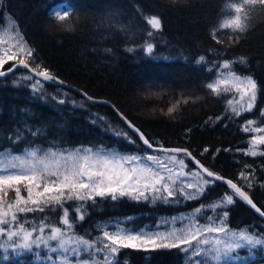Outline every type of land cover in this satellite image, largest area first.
<instances>
[{
    "label": "trees",
    "instance_id": "1",
    "mask_svg": "<svg viewBox=\"0 0 264 264\" xmlns=\"http://www.w3.org/2000/svg\"><path fill=\"white\" fill-rule=\"evenodd\" d=\"M231 3H242V0H0V26L10 20L20 39L34 49V59H29L32 67L41 63L65 84L115 105L156 147L188 148L203 165L226 179L244 184L238 179L244 163L251 164L256 177L264 180L261 168L264 157L244 156L236 151L247 148L251 133L243 132L242 128L249 119L264 126V115H261L264 110V7L245 6L247 27L241 33L220 27L221 21L234 13L229 7ZM61 4L71 11L64 22L48 15L53 7ZM152 15L161 19V30H153L147 24ZM57 24L62 25L59 30L53 27ZM148 31L155 35L148 37ZM148 43L154 45L152 58L143 51ZM128 48L133 51H127ZM200 55L205 60L197 65ZM241 58H245V63H240ZM225 61L232 65L229 70L242 76L252 75L258 83L254 109L239 117L227 107L231 92L212 93L207 88ZM12 63L6 62L3 70ZM19 70L28 73L19 67L0 77V149L7 150L8 134L16 127L23 128L26 122L33 130L46 128L37 137L25 133L19 143L11 146L14 153L25 146L41 150L74 147L96 150L103 145L109 149L118 146L125 154L152 151L127 129L109 106L86 101L73 90L44 82L47 102L34 100L31 95L34 81L16 79ZM60 99L66 103L59 105ZM81 102L86 104L85 108L78 106ZM169 107H174L172 113H168ZM22 108L30 109L31 116L22 113ZM100 116L113 128L127 130L137 143L128 144L102 131L107 127L104 121L97 119L95 125L91 122ZM205 148L208 152L201 155ZM186 162L189 168L195 169L191 160ZM226 191H230L226 184L216 182L202 199L172 205L138 203L128 198L116 202L97 198L95 207L86 202L83 221L78 218L80 213L71 208L70 201L65 206L70 210L69 219L76 232L90 238L97 232L95 225L101 220L131 217L126 224L137 228L153 224L162 215L172 216L201 207ZM251 195L258 205H264V189L257 186ZM74 203L77 206L80 202ZM52 207L57 210L28 214L38 220L55 221L63 206ZM18 215L20 219L24 214ZM227 224L248 227L264 236V221L239 201L230 206ZM146 256L150 259H145ZM8 257L0 259V264H40L35 262L32 252L15 256L9 251ZM120 259L130 264H184L183 254L177 249L151 253L126 249L120 253Z\"/></svg>",
    "mask_w": 264,
    "mask_h": 264
},
{
    "label": "snow or ice",
    "instance_id": "2",
    "mask_svg": "<svg viewBox=\"0 0 264 264\" xmlns=\"http://www.w3.org/2000/svg\"><path fill=\"white\" fill-rule=\"evenodd\" d=\"M245 6L264 7V0H242V3H231L229 7L234 10L235 15L226 19L221 28L232 29L234 32H244L246 30L244 15ZM111 14V13H110ZM49 17H54L56 21L64 22L70 17L71 11L62 4L53 7ZM147 24L153 30L162 29V21L157 15H152L147 20ZM59 30L62 25H53ZM155 33L148 31L147 36L153 37ZM12 39V37H7ZM213 39H216L215 35ZM6 38L0 36V44L5 43ZM217 43H220L217 40ZM18 52L9 54L8 49L0 50V69L8 60L20 58L17 64L7 69L8 73L13 72L17 67H23L30 73L24 79L31 83V95L34 100L47 102V94L44 90V82H55L63 85L65 81L59 79L48 67L37 63L32 67L29 59H34V49L29 47L22 40L16 44ZM127 51L132 52V48ZM143 51L152 58L154 52L153 43H148ZM167 59V58H165ZM205 60L204 55H200L196 64ZM240 63H245V58H241ZM221 72L224 69H231L232 65L225 61L219 65ZM6 72L0 70V77H5ZM219 85H224V92L235 91L239 94V99L234 101L229 99L228 105L231 107L234 116H241L243 112H251L254 109L258 98V83L252 75L242 76L234 70L223 73L215 83H208L207 88L212 93H218ZM86 101L93 103L101 102L95 100L86 92L82 93ZM56 97L53 96V100ZM109 103L108 101H102ZM65 99L58 101L59 105H64ZM74 106L75 102H73ZM246 105V106H245ZM85 108L86 104L81 102L78 105ZM117 116L130 129L132 133L139 137L147 149L151 152L143 155L134 153H122L118 146L109 149L108 146H100L96 150L92 147H78L74 151H44L41 155L39 147L25 146L19 153H14L12 145L19 143L24 134L28 133L33 137L39 136L46 126L37 127L36 130L26 122L23 128H14L13 133H9L7 139L9 146L7 150L0 149V238L6 236L7 239L0 243V252L4 255L0 259L7 260L8 252L11 250L15 256H20L24 252H33V249H45L46 252L57 254L54 258L47 255V264H130L124 259L121 261L120 253L126 249L151 253L160 249H177L181 254L191 252L192 257L200 258L196 264H232L234 261H255V264H264V237L257 233H251L250 229L241 231H230L226 221L230 218V206H235L237 201L244 203L254 211L258 217L264 221V205H258L251 195V191L257 186L264 189V180L256 177L255 168L248 163L243 164V169L238 173V179L244 184L234 182L233 179H226L222 174L213 171L203 165L188 148H166L163 145L156 147L146 133L136 126L128 117L115 105H112ZM174 107L168 108V113H172ZM22 113L31 116V110L22 108ZM264 115V110L261 111ZM104 121L107 127L101 130L109 135L114 134L116 139H123L126 143L135 145L137 141L127 130L115 129L104 117L100 116L92 119L95 125L96 120ZM221 117H217V120ZM256 122L249 119L243 126L242 131L253 133L248 140L246 150L236 149L244 156L264 157V126H253ZM191 131V129L187 130ZM220 150H217V153ZM230 152L231 149H224ZM208 152L205 148L201 155ZM160 153L166 156V162L161 158ZM3 157H8L5 163ZM215 159V154L213 156ZM191 160L195 164V170L190 169L186 161ZM150 162V163H149ZM239 163V161H237ZM264 170V165L261 166ZM216 182L227 185L226 191L219 197L214 198L215 203L210 204L213 211L221 209L216 215H209L207 220L211 223L201 224L195 218L188 220L187 226L184 221L187 217H173L174 226L170 231H159L145 227L139 231L132 227L123 226L122 220H116L105 225L102 232L103 241H90L81 236H73L70 230L73 224L69 221V210L64 207L60 223L66 226L69 231L61 227L52 226L50 235H43L46 223H41L39 232L41 235L33 238L36 228L31 231L19 220L18 214L44 213L52 206H64L66 202L76 201L78 203L76 212L80 213L79 220L83 221L85 215L82 214L86 202H91V206L97 205V198L100 200L110 199L116 202L122 198H128L133 202H148L155 205L162 202L165 205L180 204L202 199L209 188L215 187ZM21 186L27 192V196L21 194ZM14 189L15 200L7 203L5 198L8 190ZM202 208L196 207L193 217L200 213ZM131 220V217L128 218ZM160 225L156 226L159 229ZM205 233H215L217 237L223 235V239L213 237L203 238ZM50 242H57L55 246ZM195 242V245L193 244ZM247 249L246 255H241L237 250ZM40 258L39 252L36 253ZM145 259H150L146 256ZM188 264V261H184Z\"/></svg>",
    "mask_w": 264,
    "mask_h": 264
},
{
    "label": "rangeland",
    "instance_id": "3",
    "mask_svg": "<svg viewBox=\"0 0 264 264\" xmlns=\"http://www.w3.org/2000/svg\"><path fill=\"white\" fill-rule=\"evenodd\" d=\"M233 15H235V13H233L232 15L224 18L221 21V24L226 19L230 18ZM0 36H4L6 38L5 43L0 44V50L8 49L9 50V54H11L12 52H18V49L16 48V44L19 41H21V39H20V37L18 35V32L16 31V28H15L14 24L10 20L7 19L5 24L0 26ZM9 36L12 37V39H7V37H9ZM2 54H3V52L0 51V55H2ZM19 58H20V56L18 54L16 60H8L7 62H9V61L13 62L11 64V67H12L14 64H17V60ZM17 68H19V67H17ZM7 69H4V70L0 69V70L7 71ZM217 71H218L217 75L214 78V80L212 81V83H215L216 80L220 79L221 76L223 75V73H226L227 71H229V69H224L223 72H221V69L218 67ZM27 75H29V74L27 72L23 71V70H19L15 74L16 79H24V77L27 76ZM224 87H225L224 85H219V90H223ZM230 94H231V96H230L229 99H232L234 101V105L233 106H237V105H235V101L239 99V94L236 93L234 90L231 91ZM227 107H228L229 112L232 113L231 107L228 105V103H227ZM256 125H258V123H255L253 126H256ZM259 126H261V125H259ZM251 135H253V133H251ZM76 148H78V147L69 148V149H63V150L62 149L48 148V149L41 150L40 154L42 155L44 151H47L49 149H51L52 151H64L66 153V151H69V150L74 151ZM247 148H248V145H247ZM148 152H150V151L143 152L140 155H143L144 153H148ZM160 156L166 162V156H164L163 153H160ZM7 159H8V157H3V160H4L5 163L7 162ZM190 169H192V168H190ZM193 170H195V169H193ZM21 194L24 195L25 197L27 196V192H26V190L24 189L23 186H21ZM0 195H2V193H0ZM5 200H6L7 203L13 202L15 200V191H13L12 189L8 190V196L5 198ZM70 202H71V204H70L71 208L73 209V211H76V207L77 206H75V203H74L76 201H70ZM215 202L216 201L214 199V200L208 202L207 204L204 203V205L201 206V208H202L201 212L200 213H196L195 217H193L192 214L195 213V209L196 208L193 209V210L186 211V212H183V213H180V214H176V215H172V216H166V215L159 216L153 224H143V225H141V226H139L137 228H134V229L139 231V230L144 229L145 227H147V228L153 229V230H159V231H165V232L166 231H170L174 226H177V225L173 224V219H172L173 217H176L178 219L181 218V217H187V219L184 221V225L183 226H187L188 220L193 219V218H195L197 220V222L201 223V224L211 223L210 221L207 220V217L209 215H213L214 216V215H216L217 212L222 211L221 209H217L216 211H213L210 208V204L211 203H215ZM64 207H66V206L65 205L63 206V209L61 210V213L59 214L58 219L57 220L55 219V221H53V220H38L36 218H33L28 213L24 214L22 217H20L19 220H20L21 223L25 224V226L27 227V229L29 231H31L33 227L36 228V232H34L33 238H35V236H37V235H41V233L39 232V227H40L41 223H46L47 224V227L45 228V232L43 233V235H50V229H51L52 226L61 227L63 230L69 231L68 229H66V226H64L63 224L60 223V218L63 215ZM69 217H70V210H69ZM116 220H122V221L125 222V224L123 226L130 227V226H128V224H126V222L128 221V218H113V219H105V220H101V221L97 222L96 225H95L96 228H97V232L95 234H93L90 238H85V237H82L80 234H78V232H76V230L74 229V225H73V228L70 230V234L73 235V236H81L82 238L90 239V241L102 242L103 241L102 232L105 230V225L110 223V222H114ZM69 221H70V223L73 224V222L70 219H69ZM226 223H227V221H226ZM157 225H160L159 229H156ZM228 226H229V230L230 231H237V232L241 231V230L250 229L248 227H231L229 224H228ZM250 231H251V233H257V231H254L252 229H250ZM260 236H262V235H260ZM213 237H217V234H215V233H211V234L205 233V234H203V238L209 239L210 241L213 239ZM262 237H264V236H262ZM217 238L223 239L224 237H223L222 234H220V236L217 237ZM6 239H7L6 236L0 238V243H2ZM56 243L57 242H50V244L53 245V246H55ZM193 244L195 245V242H193ZM9 251H11V250H9ZM37 251L39 252L40 258H37V256H36ZM237 251L241 255H246L247 254V249H242V250H237ZM32 253H33V259L35 260V262H40V264H47V260H46V256L47 255H52L54 258L57 256V254H55V253L46 252V250L43 249V248H41L39 250L34 248ZM260 255H264V253H259L258 252L256 258L259 259ZM183 258H184V261H188V264H196L197 260L200 259V258L192 257L191 252L183 254ZM58 264H59V261H58ZM209 264H212V262L209 261ZM232 264H255V261H252V260L247 261V262L234 261V262H232Z\"/></svg>",
    "mask_w": 264,
    "mask_h": 264
},
{
    "label": "water",
    "instance_id": "4",
    "mask_svg": "<svg viewBox=\"0 0 264 264\" xmlns=\"http://www.w3.org/2000/svg\"><path fill=\"white\" fill-rule=\"evenodd\" d=\"M28 71V70H27ZM6 72V75H8V74H10V73H8L7 71H5ZM12 73V72H11ZM29 73V72H28ZM30 74V73H29ZM54 84H56L57 86H61V87H63V85L66 87V89H68V90H73V91H75V92H77L79 95H81V96H83V92H81V91H79V90H77V89H75L74 87H72V86H70V85H67V84H63V85H61V84H58V83H55V82H53ZM84 97V96H83ZM85 98V97H84ZM86 99V98H85ZM96 100V99H95ZM97 101H101V100H97ZM96 104H105V105H107V106H109L113 111H114V109H113V107H112V105L111 104H109V103H103L102 101L101 102H97ZM115 112V111H114ZM116 113V112H115ZM117 115V114H116ZM119 118V117H118ZM123 122V121H122ZM124 124V123H123ZM125 125V124H124ZM126 126V125H125ZM127 127V126H126ZM129 131H131L130 129H128ZM138 137V136H137ZM139 138V137H138ZM193 163V162H192ZM194 164V163H193ZM194 166H195V164H194ZM196 167V166H195ZM219 183H222V182H219ZM257 215V214H256ZM258 216V215H257Z\"/></svg>",
    "mask_w": 264,
    "mask_h": 264
},
{
    "label": "bare ground",
    "instance_id": "5",
    "mask_svg": "<svg viewBox=\"0 0 264 264\" xmlns=\"http://www.w3.org/2000/svg\"><path fill=\"white\" fill-rule=\"evenodd\" d=\"M63 87H65L64 85H63ZM66 88V87H65Z\"/></svg>",
    "mask_w": 264,
    "mask_h": 264
}]
</instances>
